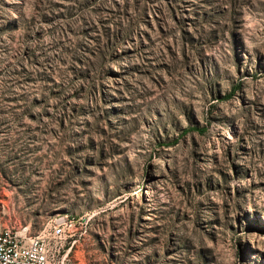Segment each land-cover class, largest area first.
<instances>
[{"label":"rangeland","instance_id":"obj_1","mask_svg":"<svg viewBox=\"0 0 264 264\" xmlns=\"http://www.w3.org/2000/svg\"><path fill=\"white\" fill-rule=\"evenodd\" d=\"M1 227L49 264H264V0H0Z\"/></svg>","mask_w":264,"mask_h":264},{"label":"built area","instance_id":"obj_2","mask_svg":"<svg viewBox=\"0 0 264 264\" xmlns=\"http://www.w3.org/2000/svg\"><path fill=\"white\" fill-rule=\"evenodd\" d=\"M60 233L54 227V236ZM50 253L47 235L30 236L26 229L0 228V264H49Z\"/></svg>","mask_w":264,"mask_h":264}]
</instances>
